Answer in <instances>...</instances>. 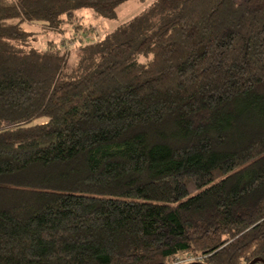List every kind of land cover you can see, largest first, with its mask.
Instances as JSON below:
<instances>
[{"label": "trees", "instance_id": "16d2710c", "mask_svg": "<svg viewBox=\"0 0 264 264\" xmlns=\"http://www.w3.org/2000/svg\"><path fill=\"white\" fill-rule=\"evenodd\" d=\"M128 1L0 0V264H264V0Z\"/></svg>", "mask_w": 264, "mask_h": 264}, {"label": "rangeland", "instance_id": "374dc122", "mask_svg": "<svg viewBox=\"0 0 264 264\" xmlns=\"http://www.w3.org/2000/svg\"><path fill=\"white\" fill-rule=\"evenodd\" d=\"M154 1L155 0H130L118 8L117 15L114 19H104L101 17L99 18L91 14L90 12H83L81 15L84 18V26L95 29L94 31L90 30L87 33V35H89V41L94 40V35L96 32L99 33L101 39L106 38L111 30L120 26V24L129 21L134 16L139 15L145 8L152 5ZM33 29L36 31L37 29H39V26H36ZM52 37L53 36H51V39ZM40 40L43 42L42 38H40ZM53 40L58 42L60 40V36L55 35Z\"/></svg>", "mask_w": 264, "mask_h": 264}, {"label": "built area", "instance_id": "2783aa9c", "mask_svg": "<svg viewBox=\"0 0 264 264\" xmlns=\"http://www.w3.org/2000/svg\"><path fill=\"white\" fill-rule=\"evenodd\" d=\"M200 260H201V258H197L194 256H187V257H183V258H178L169 264H193V263L200 262Z\"/></svg>", "mask_w": 264, "mask_h": 264}, {"label": "water", "instance_id": "95a60500", "mask_svg": "<svg viewBox=\"0 0 264 264\" xmlns=\"http://www.w3.org/2000/svg\"><path fill=\"white\" fill-rule=\"evenodd\" d=\"M260 262V260L256 259L254 261H252L250 264H258ZM264 263V262H263ZM196 264V263H195Z\"/></svg>", "mask_w": 264, "mask_h": 264}]
</instances>
